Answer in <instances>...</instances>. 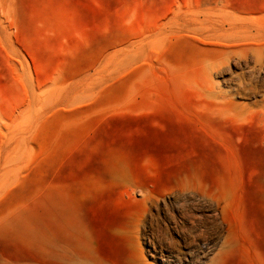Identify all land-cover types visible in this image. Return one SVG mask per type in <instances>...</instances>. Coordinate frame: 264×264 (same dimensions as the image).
Returning a JSON list of instances; mask_svg holds the SVG:
<instances>
[{
	"label": "rangeland",
	"instance_id": "1",
	"mask_svg": "<svg viewBox=\"0 0 264 264\" xmlns=\"http://www.w3.org/2000/svg\"><path fill=\"white\" fill-rule=\"evenodd\" d=\"M0 264H264V0H0Z\"/></svg>",
	"mask_w": 264,
	"mask_h": 264
},
{
	"label": "bare ground",
	"instance_id": "2",
	"mask_svg": "<svg viewBox=\"0 0 264 264\" xmlns=\"http://www.w3.org/2000/svg\"><path fill=\"white\" fill-rule=\"evenodd\" d=\"M47 242L50 253L58 254L61 259H63L66 256V253L68 251V245H66L65 243L58 244L56 238L54 237H50V239ZM79 244L80 245L77 246V249L86 252L87 251L86 245H82L81 243Z\"/></svg>",
	"mask_w": 264,
	"mask_h": 264
}]
</instances>
